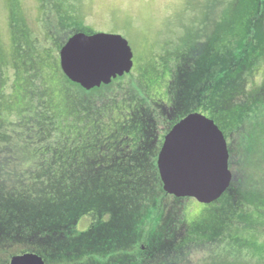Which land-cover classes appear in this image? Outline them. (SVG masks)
I'll list each match as a JSON object with an SVG mask.
<instances>
[{"label": "trees", "instance_id": "1", "mask_svg": "<svg viewBox=\"0 0 264 264\" xmlns=\"http://www.w3.org/2000/svg\"><path fill=\"white\" fill-rule=\"evenodd\" d=\"M243 1H218L219 18L206 20L204 35L197 33L191 50L180 55L175 103L149 106L132 90L114 95L111 89L125 86L118 79L79 103L58 89L71 83L60 69L61 48L77 33H96L85 24L79 0H48L51 9L41 0L44 33L48 41L58 37L52 46L10 6V96L9 64L0 55V251L19 247L16 255L33 253L45 264L53 256L61 264H264L256 256L264 255V81L249 94L243 91L249 81L236 82L240 68L249 71L256 38L247 27L236 34L229 19ZM256 15V21L264 15L262 2ZM185 29L176 38L182 44ZM257 35V46L264 44V22ZM229 77L223 110H245L232 132L240 135L238 171L230 149L231 187L193 222L186 212L179 215L184 200L163 191L158 155L165 135L194 106H205L207 92L214 99ZM106 120L114 122L109 133ZM84 217L92 223L81 231ZM214 244L220 250L210 253ZM199 251L204 254L195 261Z\"/></svg>", "mask_w": 264, "mask_h": 264}, {"label": "rangeland", "instance_id": "2", "mask_svg": "<svg viewBox=\"0 0 264 264\" xmlns=\"http://www.w3.org/2000/svg\"><path fill=\"white\" fill-rule=\"evenodd\" d=\"M218 1L219 0H79L78 4L83 11L82 15L84 17V22L89 28L96 31V33L123 36L129 42L134 53V68L130 74L118 78V82H123L125 86L123 88L115 86V88L118 89H111L116 90L114 95L119 93L118 90H132L133 92L139 93L146 106H149L151 102L155 101L163 102L167 105L174 104L178 89H175L173 83L179 73L178 67L181 64V61H179L180 55L182 56L184 50H191L192 40L197 33L200 34L199 36L204 35V24L206 20L211 21L219 18L218 16L221 8L218 6ZM228 1L229 0H227V2ZM260 2L264 5V0H244L242 2L243 4L237 5L236 8L233 7L231 9L232 13L229 18L231 23L230 26L231 28L233 27L236 34L238 29L240 30L243 27H247L246 33L251 30L256 38V42L251 46V54L248 62L250 67L247 68L249 71H242L240 68L238 74L235 75L236 82H239V79L242 80L243 78L249 81V83H246L243 87V91L247 94L253 92V87L257 86L258 88L259 85L257 84L261 82V80L264 81V44L260 43L257 46L260 36L257 35V31L259 26L264 22V15L256 21V10ZM45 5L47 9H51L48 0ZM10 6L14 7L18 14L21 12L22 17L43 45L47 44V46H52L56 42V38H58L56 33L54 34L55 40L52 39V41H48V37L44 33L41 24L43 13L41 0H15L13 3H11L10 0H0V55L6 57L9 64L8 67H5V77L9 81L6 88L8 96H10L11 90H14V71L8 60L10 59L9 54L12 45ZM241 11H243V13H241ZM182 25L188 29L187 35H184L187 40L185 43L183 41V44L179 39H176L180 33L183 35L186 30L182 28ZM243 32L240 37L244 38ZM260 39H262V37H260ZM195 43L196 41L194 44ZM238 43L240 45L242 40H239ZM201 44L203 45V42ZM203 48H205L204 45ZM231 78L232 77H229L228 82L221 87L219 94L215 95L214 99H211L212 93L207 92L209 95L208 101L211 99L208 105H206L208 101L204 103L206 107L204 106L201 108L196 105L190 110V114L196 112L200 113L213 120L221 129L227 140L229 153L230 149L232 150L231 158L234 163V169L238 171L237 162L239 158L235 156L237 152L235 146L239 144L240 135L232 132L239 127L241 123L239 122L241 119L240 111L244 108H235L232 112L233 116L227 113L229 112L228 110H223V98L229 93V88L233 84ZM71 83H60L58 89L61 90L63 94L73 95L78 103L84 99H93L94 95L95 97L98 95L97 92L90 94V92L84 91ZM106 87L107 86H103L98 90H107L108 88ZM182 90L185 91V87L183 88L182 86ZM200 94L204 95L206 93H202L201 90ZM106 101L104 102L108 103ZM105 123L107 124L104 128L105 133H109L110 130L113 129L112 127H114V122L106 120ZM230 133L232 134L230 135ZM238 138L239 141L237 140ZM231 173L233 178V172L231 171ZM239 176L240 175H238V177ZM181 199L184 201L182 204L180 203L178 207L180 211L179 215L185 218L184 213L186 212L187 218L190 217L193 222L197 221L206 212L207 207L216 203L214 202L211 205H206L198 203L192 198ZM91 223V218L84 217L79 223L78 229L85 231L90 227ZM259 234V241H264V230L262 229ZM141 247L143 251L146 249L144 246ZM200 247L199 250H202L203 247ZM207 247H209L210 253L216 248L220 250L219 244H214L213 247L208 245ZM19 249V247H15L11 250H1L0 264H10L11 259L14 256H18L16 253ZM199 252L200 254L194 256L195 261H197L196 258L202 257L204 254L202 251ZM237 255L239 254L233 255V257ZM51 256L53 255L49 254L48 262ZM256 256L264 259V255ZM49 264L61 263L53 256Z\"/></svg>", "mask_w": 264, "mask_h": 264}, {"label": "water", "instance_id": "3", "mask_svg": "<svg viewBox=\"0 0 264 264\" xmlns=\"http://www.w3.org/2000/svg\"><path fill=\"white\" fill-rule=\"evenodd\" d=\"M134 53L121 35L77 33L59 52L63 75L89 92L109 86L132 72ZM227 140L215 122L191 113L164 137L157 167L164 192L175 198H192L211 205L232 184ZM10 264H45L33 253L14 256Z\"/></svg>", "mask_w": 264, "mask_h": 264}]
</instances>
